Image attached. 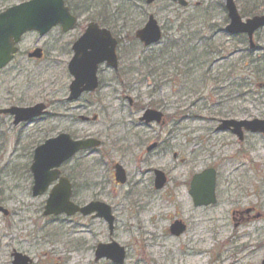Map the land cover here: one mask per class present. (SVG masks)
<instances>
[{"label": "rangeland", "instance_id": "374dc122", "mask_svg": "<svg viewBox=\"0 0 264 264\" xmlns=\"http://www.w3.org/2000/svg\"><path fill=\"white\" fill-rule=\"evenodd\" d=\"M223 1L189 0L185 10L162 0L151 8L138 0L96 1L99 13L108 14L115 24L123 77L118 81L114 72L112 76L102 69L100 91L74 103L65 102L71 80L66 71L69 48H50L49 36H25L21 51L42 45L45 58L34 63L20 53L14 62L21 63L20 68L13 64L0 72V109L42 103L47 115L21 127L0 117V205L9 213L7 217L0 214V264H9L12 249L32 259L42 256L37 264H110L94 261L97 244L109 241L105 222L81 216L45 217L47 194L31 197L28 169L33 150L60 133L101 142L98 150L78 155L61 172L72 180L75 203L100 201L112 208V239L126 251L123 264H258L264 257V249L256 248L264 222L234 229L230 217L237 207H264V136H251L243 145L231 144L232 138L215 132L216 123H212L264 119V65H243L246 56L240 51L247 48L246 43L219 32L225 22ZM234 1L240 15L264 11V0ZM20 2L25 1H0V11ZM164 5L169 8L163 10ZM147 13L156 15L164 32L158 44L144 48L133 31L146 21ZM254 40L257 50L251 59L256 60L264 50V29ZM205 47L222 50L223 60L210 56ZM235 47L239 52L232 54ZM175 69L180 73L177 78ZM151 73L156 74L148 76ZM223 76L228 78L222 80ZM127 97L133 100L132 106ZM150 106H162L169 124L175 125V139L158 165L159 153L149 155L148 162L145 157L140 161L146 144L138 147L134 140L137 131L143 132L144 141L157 134L156 129L146 131L137 122ZM79 115H97V120L82 123ZM172 153L177 154L176 161ZM117 161L129 174L126 186L113 183L112 165ZM77 165L81 167L76 171ZM208 167L216 169L217 203L194 209L185 184L192 174ZM150 168L167 173L165 189L152 188L151 173H146ZM174 218L187 226L179 238L168 234Z\"/></svg>", "mask_w": 264, "mask_h": 264}, {"label": "water", "instance_id": "95a60500", "mask_svg": "<svg viewBox=\"0 0 264 264\" xmlns=\"http://www.w3.org/2000/svg\"><path fill=\"white\" fill-rule=\"evenodd\" d=\"M153 0H147L151 4ZM185 5L183 1H179ZM225 10L229 20L225 32L230 35L245 34L249 49H254L253 34L264 28V16H255L245 21L241 20L233 0H225ZM74 19L69 16L67 8L62 0H31L0 12V70H2L13 58L21 36L26 32L36 31L44 35L52 26L62 24L64 31L72 29ZM86 34L73 46V57L68 64V73L72 81L68 87V102L75 101L83 92H92L97 88L96 71L99 64L107 63L113 69L117 68L115 49L117 41L110 34L101 30L96 37ZM136 38L145 46L156 44L160 41L161 32L157 23L150 18L145 28L136 34ZM40 50H35L28 55L29 58H40ZM44 106L35 105L30 108H11L0 111V114H9L14 117L13 124L18 125L42 115ZM161 115L155 111L147 110L141 120L159 121ZM82 120H86L83 118ZM236 136H240L244 130L249 133H258L264 136V120H222L217 130H229ZM242 129V131H241ZM98 140L88 138L84 140H72L66 134H59L54 138L44 141L33 151L30 173L32 175L31 196H42L48 192L43 216L67 217L79 214L83 217L102 219L108 227L109 233L113 231V216L111 208L102 202H90L79 207L71 202V185L67 179L60 177V166L80 151L98 148ZM116 181L123 184L124 174L121 167L116 166ZM162 175L156 173L155 187L161 188ZM215 173L207 169L193 176L189 195L194 207H207L216 203L214 195ZM0 214L7 216L8 212L0 206ZM185 231V226L180 222H174L169 228L173 236H179ZM12 264H28L30 260L17 252L12 254ZM105 259L113 264H123L125 259L124 248L110 242L98 244L95 247L94 261Z\"/></svg>", "mask_w": 264, "mask_h": 264}, {"label": "flooded vegetation", "instance_id": "af4514ba", "mask_svg": "<svg viewBox=\"0 0 264 264\" xmlns=\"http://www.w3.org/2000/svg\"><path fill=\"white\" fill-rule=\"evenodd\" d=\"M0 1H30V0H0ZM63 3H64V7L67 8L68 10V13H69V16H71L73 19H74V23H73V26H72V29L70 30H67V31H64L63 29V25L62 24H57L55 26H52L49 31L44 34L43 36L39 35L38 32L36 31H32V32H29L25 35H23L19 41V43L15 46L16 49H17V52L16 54L13 56L11 62L4 68L6 69L8 66L10 65H13L15 64V68H20V65L21 63H14L15 60H16V57L20 54V53H24L25 56H26V59L28 61H33L34 63H40L44 60L45 58V50L43 48L42 45L40 46H37V44L33 45V46H30L28 48L25 49V52L21 51V46L24 45L26 46V40H24L26 37V35L28 34H31L33 37H36V38H40V37H46V36H49V40H50V44H49V47L50 48H56V47H62V46H66L69 48V51L71 52V56H70V59L66 65V71H67V74L68 76L71 78L69 84H68V87L72 81V77L70 76V74L68 73V64L69 62L71 61L72 57H73V52H72V46L79 40L81 39L85 34H86V31L89 29V28H92L91 31L89 32L88 36L93 38V37H96L98 35V31H101V30H105L107 31L111 38L112 39H115L117 41V46H116V49H115V55H116V58H117V68L116 69H113L111 66L107 65V63H102V64H99L98 67H97V71H96V78H97V88L92 91V92H83L79 98L75 101H71V102H68L66 99L68 98L69 96V93H68V87H67V96L65 98V102L67 103H74V102H77L79 101L82 97L84 96H92V95H95L96 93H98L100 91V89L102 88V78H101V72L103 71L102 69H106V70H109L111 73H112V76H113V72H114V75H115V79L120 81L123 77V73H121V71L119 70V64H120V60H119V56H118V49H119V46L121 45V42H120V39L118 38L117 34L115 33L114 29H112L113 25H115L113 23H111V20L108 19V14H102V13H99V6L96 5V1L98 0H62ZM85 3H81V2H84ZM90 1V3L87 4V2ZM138 1H142L144 3V5L146 6V8H151L152 6H154V4L158 1V0H153V2L151 4H147L146 1L147 0H138ZM164 1L166 4L168 5H171V6H175V7H178L179 9L181 10H185L188 8L189 6V3L188 1L189 0H162ZM179 1H183L185 3V5H181L179 3ZM224 5H223V9L225 11V22H224V25H223V30H220L219 32H224L226 35H228L229 38H234V39H238V38H242L243 39V42L247 44V39H246V36L245 35H229L225 32V27L228 25L229 23V20H228V17H227V12L225 10V0L223 1ZM234 4H235V1L233 0ZM236 6V5H235ZM169 6H166L164 5L163 6V10H166L168 9ZM237 8V7H236ZM122 11V9H121ZM157 11L159 12V9H157ZM238 11V9H237ZM256 10H253V11H250V14L247 15V16H243V15H240L242 20L245 21L246 19H249V18H252V17H255V16H264V11L262 12H258V13H252ZM257 12V11H256ZM239 13V11H238ZM145 18H146V21L142 24V26H140L139 28H137L136 30H134V39L139 43L141 44L144 48H149L153 45H150L148 47H145L137 38H136V34L143 30L145 28V26L147 25L148 21L150 18H153V20H155V22L157 23V26L159 27L160 29V32H161V38H160V41L162 39V35H163V32H164V27L159 25L158 21L156 20V15L154 13H147L145 15ZM189 21L191 22H194V20L190 19ZM187 24V23H186ZM214 28V27H213ZM189 29V28H188ZM264 28L256 31L254 33V38L255 36L260 32L262 31ZM70 34H74V37H71ZM76 35V36H75ZM70 37L69 38V41L68 42H63V38L64 37ZM253 38V41L255 43V40ZM159 43V42H158ZM157 43V44H158ZM63 48V47H62ZM208 49V54L211 56V55H217L218 57L221 56L219 58V60H223V56H222V53L223 51H219V49H214L212 50L211 48L209 47H205ZM35 50H40V58L39 59H36V58H29L28 55L31 54L32 52H34ZM257 50V47H256V44H255V48L253 50H251L252 52L256 51ZM261 52H263L261 55H258L257 58L258 59H264V50L261 49L260 50ZM239 52V49H237V47H235V49L231 52L232 54H236ZM241 53H246V50H241L240 51ZM248 52L249 49H248ZM253 52V53H254ZM231 54V55H232ZM207 55V54H206ZM217 59V62L219 61ZM192 64L196 65L195 62H193ZM3 69V70H4ZM176 73L174 74V78H177V76L180 75V73L177 71V69H175ZM2 72V71H0ZM156 73H151L150 75L148 76H154ZM236 74V73H235ZM146 76V77H148ZM228 78V76H223L222 80H226ZM217 81L219 82L220 79L218 78ZM223 82V81H221ZM127 100L129 102V105L132 106L133 105V100L128 98L127 97ZM42 104V103H41ZM37 104H34L32 106H29V107H21V106H9L7 108H3V109H0V111L2 110H8V109H11V108H30V107H33ZM44 107L45 105L42 104ZM147 110H152V111H155L157 113H159L161 115L159 121H156V120H151V121H148L146 122L145 120H141L144 116V113L147 111ZM47 115V111H46V107L44 108V111L42 113V115H40L39 117L37 118H33L27 122H22V123H19L18 125H14L13 124V121H14V117L13 116H10L9 114H0V117L4 116V117H7L13 126L15 127H21V126H25L27 124H31L33 123L34 121L40 119V118H43L44 116ZM83 118H85L86 120H82ZM77 119L82 122V123H86V122H94L97 120V115H93V117L89 118L87 116H83V115H79L77 117ZM222 120H231V119H220V120H217V121H212V123H216V127L214 129L215 132L217 133H227L231 138L232 140L234 141V143H231V144H236V145H243L245 144V142L247 141L248 138H250L251 136H255V135H260V134H257V133H249V132H245L244 130L242 131L241 129V134L240 136H236L235 134H233L231 132V129L229 130H217L218 127H219V122L222 121ZM259 120H264V119H259ZM137 122H139V127L142 125L143 127L145 128H142V129H145L146 131L149 129H156V136L153 138H150L148 140H145L144 141V137L142 136L143 135V132L141 131H137V132H134V140L137 141V146L140 147L142 144L143 146L146 144L145 148H144V152L142 151V155L140 157V161H143V158L145 157L147 162H148V158H149V155H152L154 153H159L160 155V159H155V164L158 165L159 161L161 160V157H164L167 153V150L170 149V147L172 146L171 144V140L172 139H175L174 137H172V134L174 135V126L175 125H170L169 122L170 120H168V117L166 116L165 114V111H164V108L162 106H150V108H146L144 109L140 116L138 117V120ZM127 132V131H126ZM60 134H66L68 135L72 140H84V139H88V138H84V139H73L69 134L67 133H60ZM59 135V134H58ZM123 135V134H122ZM57 136V135H56ZM55 136V137H56ZM121 136H118L116 135L115 138H120ZM54 138V137H52ZM48 139H51V138H48ZM46 139V140H48ZM92 139H95V138H92ZM45 140V141H46ZM96 140V139H95ZM144 141V142H143ZM100 142V141H99ZM117 142V141H115ZM41 145V144H40ZM39 146V145H38ZM37 146V147H38ZM101 147V142H100V145L98 148L96 149H91V150H88V151H80L76 154H74L70 159H68L66 162H64L60 168H59V171H60V177H64L65 179L68 180V182L70 183L71 185V202L79 207H82L84 206L85 204L83 205H78L77 203L74 202L73 200V195H74V190H73V183H72V180L71 178L68 176H65L62 174L61 172V168L68 165L73 159H75L78 155L82 154V153H88V152H93V151H96L98 150L99 148ZM36 148V147H35ZM34 148V149H35ZM34 151V150H33ZM33 155V154H32ZM171 157H172V160H177V154L176 153H172L171 154ZM31 162H32V159H31ZM30 166H31V163H30ZM30 166H29V169H30ZM116 166H119L122 168L123 170V174H124V183L123 184H120L116 181ZM81 166L80 165H77L75 167V170H79ZM160 167H162L164 169V166L161 164L160 162ZM28 169V170H29ZM163 169H158V168H150L148 169V171H146V173H151V178H152V188L154 190H163L166 188L167 186V183H168V176H167V173L163 170ZM207 169H212L215 173V187H214V195H215V200H216V203H217V192H216V177H217V174H216V169L213 168V167H208V168H205L203 170H201L200 172L198 173H194L192 174L187 183L185 184V187H186V193H187V196L190 200V203L192 205V207L194 209H199V208H211V207H214L216 205V203L214 205H210V206H207V207H194L193 206V201H192V198L190 197L189 195V191L191 189V181H192V178L194 175L196 174H199L201 173L202 171L204 170H207ZM29 173H30V170H29ZM112 179H113V183L116 187H122V186H126L129 182V174L125 171L124 169V166L121 164V162L117 161V163H114L112 165ZM156 173H160L162 175V182H161V188L160 189H156L155 185V179H156ZM31 175V173H30ZM84 176V172H82V174H80V177ZM31 178H32V175H31ZM33 182V181H32ZM53 184L50 185V187L48 188V190L45 192V194L48 195V192L50 191V188L52 187ZM32 187V186H31ZM30 192H31V189H30ZM43 194V195H45ZM42 195V196H43ZM32 197V196H31ZM40 197V196H38ZM47 199V198H46ZM46 201V200H45ZM93 202V201H91ZM100 202V201H99ZM90 203V202H89ZM88 204V203H87ZM45 206V205H44ZM44 208V207H43ZM111 208V207H110ZM9 214V213H8ZM111 215L113 216V213H112V208H111ZM74 216H81L79 214H76ZM83 217V216H81ZM230 217H231V222H232V226L234 229H236L237 227L243 225V224H247V223H250V222H264V207H255V206H243V207H237V209H234L230 212ZM83 218H90V219H94L92 218V216H86V217H83ZM100 220V219H99ZM174 222H180L181 224H183L185 226V231L179 235V236H173L170 234L169 232V228L171 226L172 223ZM108 229V227H107ZM113 231H114V217H113ZM113 231L112 233L110 234L109 233V230H108V235H109V241L107 243H102V244H108L110 242H113V239H112V235H113ZM187 231V226L186 224L181 221L180 219L178 218H174L172 220V222L169 224L168 226V234L171 236V237H174V238H179L181 237L185 232ZM115 243V242H113ZM116 244V243H115ZM118 245V244H117ZM119 246V245H118ZM121 247V246H120ZM123 248V247H122ZM256 248L258 250H262L264 249V233H260L259 234V237H258V243H257V246ZM13 252H17L23 256H26L30 262L28 264H37V262H42L43 259H41L42 256H39L38 259H32L31 257L23 254L22 252L20 251H17L15 249H12L11 250V253L8 255V262L9 264H12L13 262V257H12V254ZM95 252V251H94ZM125 252V256H126V251L124 250ZM100 261V260H98ZM96 261V262H98ZM106 261V260H105ZM109 262V261H107ZM112 264V263H110ZM258 264H264V257H260L259 258V261H258Z\"/></svg>", "mask_w": 264, "mask_h": 264}, {"label": "trees", "instance_id": "16d2710c", "mask_svg": "<svg viewBox=\"0 0 264 264\" xmlns=\"http://www.w3.org/2000/svg\"><path fill=\"white\" fill-rule=\"evenodd\" d=\"M252 13H258V12H256V11H254V12H252ZM244 56H246V59L244 60V63H243V65H247V66H250L251 64H256L258 67H261V66H263L264 65V59L262 58V59H256V60H253V59H251L252 57V52H248V50H246V53H244ZM189 63L190 64H192V62L191 61H189ZM188 64H183L182 66L183 67H186ZM232 68L234 69L235 67L234 66H232ZM252 70V69H251ZM258 71L259 70H256L255 72H254V74H256L255 76H256V78H257V80H259V76H258Z\"/></svg>", "mask_w": 264, "mask_h": 264}]
</instances>
